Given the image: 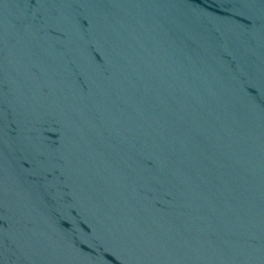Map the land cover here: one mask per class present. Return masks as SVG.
I'll use <instances>...</instances> for the list:
<instances>
[{
  "label": "water",
  "instance_id": "1",
  "mask_svg": "<svg viewBox=\"0 0 264 264\" xmlns=\"http://www.w3.org/2000/svg\"><path fill=\"white\" fill-rule=\"evenodd\" d=\"M0 264H264V0H0Z\"/></svg>",
  "mask_w": 264,
  "mask_h": 264
}]
</instances>
